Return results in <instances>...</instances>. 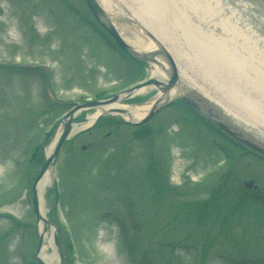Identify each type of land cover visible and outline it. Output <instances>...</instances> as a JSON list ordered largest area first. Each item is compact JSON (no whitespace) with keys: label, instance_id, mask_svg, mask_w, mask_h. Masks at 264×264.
Returning a JSON list of instances; mask_svg holds the SVG:
<instances>
[{"label":"rangeland","instance_id":"obj_1","mask_svg":"<svg viewBox=\"0 0 264 264\" xmlns=\"http://www.w3.org/2000/svg\"><path fill=\"white\" fill-rule=\"evenodd\" d=\"M109 1L176 54L180 80L185 72L212 105L264 139V111L251 110L198 67L178 20L155 14L159 5L151 0ZM236 13L255 21L250 12ZM94 23L84 0H0V264H39L31 190L66 111L151 77L150 64L136 67ZM141 90L121 104L141 106L161 94L154 86ZM94 113L81 111L75 122ZM119 120L105 115L65 143L42 201L56 226H49L47 253L57 254L60 264H105V233L115 236L109 245L121 264H264V161L178 101L137 128L110 125ZM252 181L257 190L246 188Z\"/></svg>","mask_w":264,"mask_h":264},{"label":"bare ground","instance_id":"obj_2","mask_svg":"<svg viewBox=\"0 0 264 264\" xmlns=\"http://www.w3.org/2000/svg\"><path fill=\"white\" fill-rule=\"evenodd\" d=\"M106 1H108L109 5L108 3L106 4ZM147 1L150 0H145V2ZM151 1L159 5V8L154 5L153 12L155 14L162 15L163 13L165 18L169 21L178 20L175 27L178 30L179 27H182V32L184 34L186 33V35L188 34L187 38L192 41L191 53L194 57L199 59L200 64L196 62L201 66H198L200 69L202 68L215 80H223L226 87L230 89L229 93L232 94V97L235 98L234 95L237 94L236 97L238 99H244L245 104H247V107L251 110L253 107H257L259 111H264V0ZM95 2L100 5L105 15L111 19L112 24L125 42L139 53L151 54L164 49L171 55L174 61L176 60L173 57L174 55L176 56V54L173 53L172 55L169 50L159 46L160 44H158V42L147 33L145 28L139 25L132 16L129 17L122 14L121 7L117 8V5L113 6L109 0H95ZM120 5L121 4L118 6ZM238 7L243 9H239ZM238 11L252 13V17L255 21L251 22L250 19V22L247 21L246 19L249 17H245V15L241 16L236 13ZM241 20L244 21L241 22ZM217 28L221 30L219 34L216 30ZM130 32L133 34L131 35ZM129 36L131 38L133 37V39L129 38ZM158 59L160 60V58L157 57V60ZM157 66V64L150 63L151 76L163 82V84H167L169 76L166 77L163 73L166 67L163 65H160V67ZM179 75L181 76L180 72ZM190 89H192L191 92L193 93H191V95L203 106L212 110L219 120L229 123L232 129L243 138L254 143L259 148L264 149V139L259 133L253 131L252 128L242 125L241 122L225 116L222 113V109L218 108L216 104V106L211 104V100L207 97V94L201 93V91L204 90L203 87L198 88L197 84L192 82L191 77L185 72L182 74V79H179L176 87H174L170 93H161L156 96V98L149 100V102L141 106L131 107L125 104H113L102 109H97L96 113L88 118L86 124L81 126L74 125L71 134L73 135L91 126L101 114L108 112V110L126 111L127 114H124L123 117L127 121H139L155 105L178 97L182 95L183 92L189 91ZM141 92L142 90L136 92L135 95ZM111 115H120V113H111ZM247 115L244 120L247 119L250 121L252 117ZM60 133L61 129L56 135L51 151ZM178 167L179 164L177 162L173 167V180H176L179 176ZM51 172L52 171L47 172L37 186L40 196V213L45 219L47 211L44 209L42 201L46 189L52 183ZM39 229L45 239L40 253L41 260H43L45 264H59L60 259L57 254L47 253L49 250H52L51 231L43 221L40 222ZM114 237L115 236L101 233L100 242L103 244L101 249L107 254L105 264H121L120 260L114 256L113 250L111 249L112 246L109 245V240Z\"/></svg>","mask_w":264,"mask_h":264},{"label":"water","instance_id":"obj_3","mask_svg":"<svg viewBox=\"0 0 264 264\" xmlns=\"http://www.w3.org/2000/svg\"><path fill=\"white\" fill-rule=\"evenodd\" d=\"M87 4L94 14V16L100 21V23L104 26V28L111 34V36L115 39V41L119 44V46L131 57H133L135 60L139 62H145V63H153L159 65V61L157 60V57L164 60L166 64L169 67V70L165 69L164 71H167V75L169 76L168 83L163 84V82L157 80L154 77L148 78L146 81L142 82L141 84L123 92L120 94H116L110 99L107 100H100V101H90L83 104H80L76 106L74 109H72L63 119H62V130L60 133L59 138L57 139L55 146L53 147V150L51 153L47 156L46 162L43 165L40 173L38 174L34 186H33V201H34V209L37 216V221L41 222L43 221L45 225L49 228L50 223L41 216L40 213V200H39V193L37 186L39 182L43 179V177L47 174V172L52 171L55 167L57 160L59 158L61 149L66 142V140L71 136V133L73 131L74 127V117L75 115L82 111V110H97L105 108L109 105L113 104H121L123 101H126L130 98H132L136 92L140 91L143 88L154 86L160 90L163 94L170 93L174 87H176L178 81H179V72L177 65L171 55L166 51L162 50L157 53H151V54H141L137 50H135L132 46L128 45L125 40L119 35L118 31L116 30L115 26L112 24L111 19L108 18L107 15H105L104 11L101 9L100 5H98L95 0H86ZM126 95V96H123ZM184 102L192 106L198 111H203L204 114L208 118H212L210 113L208 112L209 109L205 106H203L196 98H194L190 93L184 92L182 95L179 96ZM170 101H165L159 105H155L148 113L146 118L141 122H131L133 124H141L147 122L156 111H158L160 108L166 106ZM120 113V114H127L126 111L121 110H108V112L101 114L98 119H100L103 115L111 114V113ZM97 119V120H98ZM87 120H84L82 122L78 123H87ZM214 124L221 129L224 133L229 135L231 138L239 142L240 144L244 145L245 147L251 149L252 151L256 152L259 155L264 156V149L259 148L254 143L246 140L243 138L239 133L234 131L229 126L225 125L224 123L213 120ZM247 188L252 187V183H249L246 185ZM55 242L57 244V238L55 239ZM43 244V236L40 238V245L38 251H40ZM40 262L43 263V261L40 259ZM44 264V263H43Z\"/></svg>","mask_w":264,"mask_h":264},{"label":"trees","instance_id":"obj_4","mask_svg":"<svg viewBox=\"0 0 264 264\" xmlns=\"http://www.w3.org/2000/svg\"><path fill=\"white\" fill-rule=\"evenodd\" d=\"M41 148H42L41 145H38V146H37L36 150L34 151V153H33V155H32V160H33V161H36L37 156H38V154H39L40 151H41Z\"/></svg>","mask_w":264,"mask_h":264},{"label":"flooded vegetation","instance_id":"obj_5","mask_svg":"<svg viewBox=\"0 0 264 264\" xmlns=\"http://www.w3.org/2000/svg\"><path fill=\"white\" fill-rule=\"evenodd\" d=\"M109 137V136H108Z\"/></svg>","mask_w":264,"mask_h":264}]
</instances>
